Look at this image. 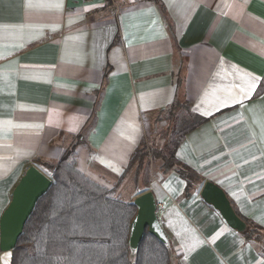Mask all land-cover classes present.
Returning a JSON list of instances; mask_svg holds the SVG:
<instances>
[{"label": "crops", "instance_id": "0c3cea01", "mask_svg": "<svg viewBox=\"0 0 264 264\" xmlns=\"http://www.w3.org/2000/svg\"><path fill=\"white\" fill-rule=\"evenodd\" d=\"M263 81L264 0H0V220L30 166L74 147L97 182L124 176L122 200L165 202L174 264H264V243L201 195L216 183L264 233ZM146 126L152 144L190 127L175 151L189 190L161 159L126 173Z\"/></svg>", "mask_w": 264, "mask_h": 264}, {"label": "trees", "instance_id": "16d2710c", "mask_svg": "<svg viewBox=\"0 0 264 264\" xmlns=\"http://www.w3.org/2000/svg\"><path fill=\"white\" fill-rule=\"evenodd\" d=\"M189 128L173 130L162 148L149 150L151 130L146 126L147 135L133 153L126 173L137 165L139 179L152 159H161L160 172L176 169L189 190L199 177L175 154ZM41 165L52 185L30 215L13 250L12 264H174L169 242L148 231L132 246L131 226L138 207L117 195L124 176L112 189L97 182L77 169L74 147L56 163ZM241 218L246 228L240 232L264 243V233Z\"/></svg>", "mask_w": 264, "mask_h": 264}, {"label": "water", "instance_id": "95a60500", "mask_svg": "<svg viewBox=\"0 0 264 264\" xmlns=\"http://www.w3.org/2000/svg\"><path fill=\"white\" fill-rule=\"evenodd\" d=\"M52 179L37 166H30L16 185L11 201L0 220V264H12L16 247L25 225L35 209L38 200L46 194ZM205 201L217 210L227 223L242 231L246 222L238 215L226 192L216 183L207 181L201 191ZM137 214L131 226V244L135 248L146 231L167 242L168 239L157 214V201L152 191H147L135 199Z\"/></svg>", "mask_w": 264, "mask_h": 264}, {"label": "rangeland", "instance_id": "374dc122", "mask_svg": "<svg viewBox=\"0 0 264 264\" xmlns=\"http://www.w3.org/2000/svg\"><path fill=\"white\" fill-rule=\"evenodd\" d=\"M180 114H178L177 115V127H178V125H180V126H183V125H185L186 124V119L185 120H183V119H180ZM179 120H181V121H179ZM183 120V121H182ZM174 130V129H173ZM169 133L170 132H172V130L171 131H168ZM168 132H165V135H164V132H163V134L161 135V136H159L160 138H158L156 141H154V144H152V142H151V140L150 141H148L149 143H148V147H149V150H151L152 148H154V147H162V142H163V140L165 139V142H166V134H168ZM151 142V143H150ZM164 142V143H165ZM158 147V148H159ZM161 163V162H160ZM159 165V161H158V159L156 160V159H152L150 162H149V164H147V166H145V169L142 171L143 172V174H145L146 176H144V178H146V177H150V176H152V172H154V171H156V168H157V166ZM134 168H136V172H137V165H134ZM149 171H150V174H148L149 173ZM151 178V177H150ZM146 182H147V179H146Z\"/></svg>", "mask_w": 264, "mask_h": 264}, {"label": "built area", "instance_id": "2783aa9c", "mask_svg": "<svg viewBox=\"0 0 264 264\" xmlns=\"http://www.w3.org/2000/svg\"><path fill=\"white\" fill-rule=\"evenodd\" d=\"M159 209H164L165 208V202H158L157 203V210Z\"/></svg>", "mask_w": 264, "mask_h": 264}]
</instances>
